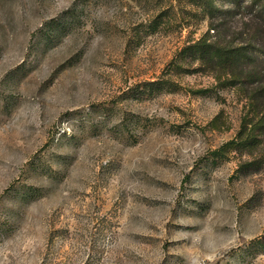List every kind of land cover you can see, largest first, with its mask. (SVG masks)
Wrapping results in <instances>:
<instances>
[{"label": "rangeland", "instance_id": "obj_1", "mask_svg": "<svg viewBox=\"0 0 264 264\" xmlns=\"http://www.w3.org/2000/svg\"><path fill=\"white\" fill-rule=\"evenodd\" d=\"M242 3L0 0V264H264L263 55L184 51L264 50Z\"/></svg>", "mask_w": 264, "mask_h": 264}, {"label": "trees", "instance_id": "obj_2", "mask_svg": "<svg viewBox=\"0 0 264 264\" xmlns=\"http://www.w3.org/2000/svg\"><path fill=\"white\" fill-rule=\"evenodd\" d=\"M190 3L198 7L203 14L209 19L211 23V30H216V27L213 26L212 23L220 21L222 18H226V15H230L232 13V9H227L223 7V4L218 5V3L223 0H188ZM228 2L232 3L234 7L238 8L243 3V0H228ZM250 8L254 10L255 15L261 17L264 20V0H251ZM191 51L190 55L194 56L196 60H201L205 63L216 65L222 68H239L242 70V75H239L237 80H232V84L248 82V81H257L262 80L263 77L256 72H252L249 70V66L258 62L259 54L263 55V58L260 61H264V50L258 47H254L251 44H247L244 46H239L236 48L233 47H225L221 46L214 42H208L206 39L199 41L191 46H188L184 49V51ZM259 61V62H260ZM162 82H152L151 86H159ZM165 84V82L163 83ZM206 91V90H204ZM197 93H202V91H198ZM263 123L258 124V131H264V114L260 119ZM251 129L255 130V125L251 127ZM251 131V130H250ZM249 140H246L248 142ZM247 143H244L245 145ZM219 153L216 152L215 154Z\"/></svg>", "mask_w": 264, "mask_h": 264}]
</instances>
